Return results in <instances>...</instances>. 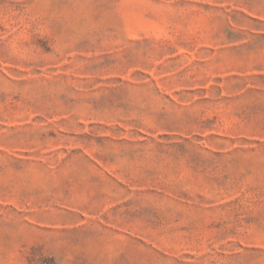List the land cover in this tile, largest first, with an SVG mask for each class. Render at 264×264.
<instances>
[{
	"label": "rangeland",
	"instance_id": "rangeland-1",
	"mask_svg": "<svg viewBox=\"0 0 264 264\" xmlns=\"http://www.w3.org/2000/svg\"><path fill=\"white\" fill-rule=\"evenodd\" d=\"M0 264H264V0H0Z\"/></svg>",
	"mask_w": 264,
	"mask_h": 264
}]
</instances>
